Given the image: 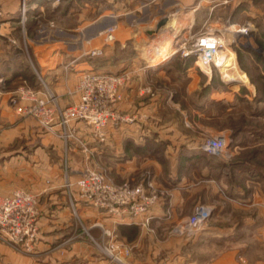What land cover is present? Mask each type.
Here are the masks:
<instances>
[{"label": "rangeland", "instance_id": "rangeland-1", "mask_svg": "<svg viewBox=\"0 0 264 264\" xmlns=\"http://www.w3.org/2000/svg\"><path fill=\"white\" fill-rule=\"evenodd\" d=\"M181 1L187 7L186 11L190 13L181 14L180 20L192 18L193 23L189 31L186 32V28L181 27L172 39L169 38L170 41L163 42L160 48H163V53L166 54L163 57L165 63L158 71L151 70L146 64L151 58L147 55H153L154 52L152 46H146L144 40L137 42L131 38L126 40L122 47L117 40L119 30L122 32V38L130 36L128 32L124 33L126 30L122 26L119 30L116 29L115 24L107 26L114 28L113 37L110 41H105L103 34L102 44L97 46L102 50L100 55L94 56L97 65L101 66L103 61L108 60V68L112 70L109 73L128 72L125 81L118 88L119 100L115 108L116 112L130 120L117 122L116 125L111 123L108 126L107 140L122 127L126 126V130L130 131L129 128L132 126L137 130V135L134 139L131 137L132 134H127L126 142L123 143L127 158L136 155L137 159L152 157L153 160L152 165L136 162L137 170L125 181L136 182L148 175L152 177L158 189L167 192V195L169 190L165 183L170 178L168 175L179 172L182 176L183 173L181 165L177 167L171 159L181 162L182 153L190 150L194 157L200 156L201 160L208 163L227 162V165L223 166L226 173L221 172L222 166L219 167V172L214 167L208 170L210 178L214 180L213 188L216 194L226 197L230 195V184L233 182L243 190L244 178L252 179L255 186L264 190V180H262L264 179V0ZM162 2L163 0H0V70L2 67L5 68L7 60L10 59L8 55L15 52L21 53L19 58H14V61L22 68L10 74L8 80L0 77V113L6 112L7 109L15 112L14 120L6 117L7 115L0 116V180L9 174V180L15 184V187L24 188L19 190L32 193L36 198L35 205L38 212L37 235L30 247L25 248L0 237L1 244L8 246L15 253L23 257L29 256L37 263L54 264L53 260L59 259L55 248L45 252L41 242L46 237L45 231L57 228L55 221H52L57 214H53L52 211L60 205L67 207L69 214L63 217V222L68 225L63 235L58 233L60 235L57 238L61 240L58 244L69 250L71 242H78L74 250L78 252L80 261L86 258L82 255H89L92 250L98 256L107 259H112V254L117 255L120 261L122 255L118 241L135 239L134 233L125 235L117 229L102 225L99 221L94 222L98 230L93 232L91 218L89 220L86 213H82L80 208L77 209V203L87 204V202L83 200L79 188L75 185L78 177L74 180L75 174L71 173V168L83 167L81 168L83 170L87 165H92L87 164L89 150L82 148L79 142L81 138L77 135L78 140L72 137L65 142L59 135L43 130L34 118L17 113L11 98L23 86L40 93L52 94L58 105L62 107L75 101L72 98L76 94L67 92L72 100L59 102L52 89L47 88L41 80L45 74L41 73L39 64L41 61H38L40 52H35V45L56 43L62 36L65 48L71 47L73 43L78 45L80 41L71 43L67 38L70 36L68 31L61 36L51 33L48 29L58 25H62L64 29H77L86 21L109 9V4L113 6L117 4L116 7H122L124 11H133L138 16H142L141 7L148 4L149 8L154 10L153 6ZM16 7L20 13L17 17L14 15L13 17L9 12ZM21 9H25V18H22ZM123 18L120 17L119 20ZM238 27H246V31L238 32L242 30ZM79 32L82 33L83 30L80 29ZM206 34L220 37L224 42V46L220 48L227 49L224 69L212 61L207 64V61H202L195 52L183 55V48H179L183 44L189 46L195 43L199 36ZM148 47L147 53L145 50ZM136 48L142 49L143 55L138 54ZM88 57L90 56L83 55L74 60L75 57L63 56L59 67L61 72L53 71L52 79L58 76V79H70L69 67H73L77 61L80 62V59ZM11 60L13 59L8 61ZM134 60L137 67L131 68ZM124 67H130L132 71H125L122 69ZM224 72L231 76L228 81ZM131 82L136 84L132 104L127 109H120L118 105L123 98V88ZM3 100L6 105L5 102L1 104ZM154 131L160 132L159 135ZM219 134L227 137L228 142L224 152L214 155L205 151L202 146L206 137ZM53 135L59 137L62 141L61 145L57 139L51 137ZM82 143L86 146L84 141ZM63 148L67 151L64 152ZM182 148L185 150L181 151ZM231 151H233L232 157H230ZM99 163V168L105 169L104 167L107 166L104 161ZM184 171L186 173L189 171L190 174L187 183L197 180L196 167ZM220 175L227 177V184L219 181L217 176ZM55 176L65 180L63 185H58L56 198L49 189L52 187L51 179ZM236 176L237 178H234ZM66 181L71 182L70 185L66 186L68 183ZM245 190L243 194L240 193L242 197L246 195ZM67 193L70 194L71 199L68 198ZM166 195H162L157 201L164 200ZM241 195L239 202L244 203ZM187 205L185 208L181 206L178 208L179 215L171 220L166 235H175L171 230L178 218L191 215L196 206L203 204L196 203L195 206L189 202ZM165 214V218L170 219L172 210L166 209ZM166 235L164 234V237ZM50 238L57 239L54 233L49 236ZM105 242L114 246L112 252L108 253L102 248L107 244Z\"/></svg>", "mask_w": 264, "mask_h": 264}, {"label": "crops", "instance_id": "crops-1", "mask_svg": "<svg viewBox=\"0 0 264 264\" xmlns=\"http://www.w3.org/2000/svg\"><path fill=\"white\" fill-rule=\"evenodd\" d=\"M120 5H122V3ZM109 6V9L104 10L96 17L94 16L93 19L86 21V23H83L77 29H64L61 27L62 25L48 29L51 33L54 32L61 36L67 31L68 33L70 32V36L67 38L71 40V43L73 41H80L78 45L73 43L71 47L65 48L63 44L64 39H62L63 36L61 40L56 43L48 45L47 43H39L35 45V52L37 51L42 54L40 55V53H38V61H41L39 62L41 65L40 70L41 73L45 74V77H41V80H43L47 88L52 89L59 102L65 103L77 98L76 94L74 98L71 99L69 97L70 95L67 94V89H73L82 71H112L108 68V60L103 61V65L99 66L94 57H88L80 59V62L77 61L73 67H69L70 79L68 80H63V78L58 79L59 76L52 79L51 74L53 71L58 73L61 72V68L59 67L63 56L78 57L81 48L89 49L100 46L102 44L103 30L107 28V26L115 24L117 30L122 26L126 30L124 33L126 34V32H128L130 36L122 38V32L119 30L117 40L121 43L122 47L125 44L124 42L131 38L137 42L144 40L146 46H152L153 49H150H152L154 53L152 52L153 55H147L151 58L149 61H146V64L151 70L158 71L159 67L165 63L163 57L166 56V54L163 53L164 49L160 48L163 46V42L165 40L170 41L169 38L172 39L175 32L181 29V27H183V29L186 28V32L189 31V27L193 23L192 18L180 20L179 16L181 14L185 13L187 15L190 13V11H186L187 7L182 4L181 0H163L162 3L153 6L154 10H151L147 4V6L141 7L143 12L142 16L140 15L141 17L133 11H124L122 7H116L117 4L115 6L109 4ZM19 13L20 10H18L17 7L9 12L11 16L14 15L16 17ZM152 14L155 15L153 16ZM164 16L168 18L167 22L157 31L148 33V31L153 30L156 22ZM120 17H124L123 20H119ZM80 29L83 30L82 33L79 32ZM143 34L146 35V38H144L145 35L143 36ZM137 50L138 54L140 53L143 55L142 53L144 52L142 49ZM148 50L149 47L146 48L145 52L147 51L148 53ZM20 55V52L8 55V57L13 60H7L5 68L2 67V70H0V77L8 80L10 79V74L12 75L22 69L18 62L14 61V58H19ZM136 65L134 60V63H132L130 67H137ZM130 67H124L122 69L125 71H132ZM135 88L136 84L132 82L123 88V98L118 108H122L123 110L129 108L133 101ZM4 102L3 100L1 104ZM4 104L6 105V102ZM7 110L6 112L0 113V116L7 115L6 117L14 120L15 112L13 113L12 110H8L7 112ZM16 115L20 118L17 113ZM74 125L76 127V135L86 143L87 150L90 152V154H87V164H92L93 166L98 165L97 167H99V162L101 161V163H103L104 161L107 165H105L106 167L104 168L106 170H104L116 183L126 182L125 179L135 173V170L138 168L136 162L150 163L151 165L153 163L152 157L137 159L136 155H133L127 158L126 147L123 143L126 142L127 134H132L131 137L134 139L137 135V130L132 126L129 128L130 131L126 130L127 127L124 126L117 132H114L112 138L100 142L92 137V128L85 123L77 122ZM154 133L158 134L160 132L154 131ZM51 137L55 140L57 139L61 145L62 141L59 137L55 135ZM184 150L185 149L182 148L181 151ZM63 151L65 152L67 150L63 148ZM182 155L181 162L171 159L172 163L175 162L177 167L181 165V170L183 172L182 176L179 172H173L168 175L170 178L167 180V183H165L169 190L168 194L164 200L153 204L144 214L129 215L128 213H124L111 215L105 210L88 203H77V209L80 208L79 210L82 213H86L89 220L91 218L93 232L98 230V227L95 228L94 222L99 221L102 225L117 229L118 232H122L125 235L128 233L135 234V239L133 241H118L120 245V255H122L120 261L112 262V259L98 256L93 250L89 255H82L83 257L86 256V258L80 261L78 252L74 250L78 242H71L69 250H66L63 245L58 244L61 240L57 237L60 234H64V229L68 225L63 222V217L69 214L67 207H61L60 205V207L52 211L53 214H57L54 216L55 219L52 220L55 221V226H57V228H50L45 231L44 234L46 237L42 239L41 242L44 245L42 247H44L45 252L50 249L52 250V248L57 250L56 252L58 253L56 255L59 256V259L56 258L51 262L54 264H80V262L82 264H264V190L259 186H255L252 179L244 178L242 179L244 186L243 190L233 182L230 184V195L228 194L226 197L216 194L215 188H213L214 180L210 178L208 170L214 167L218 169L219 172V167L222 166L221 172H223V166L227 165V162L208 163L201 160V158H199L200 156L194 157L190 150L183 152ZM232 156L233 151L230 152V157ZM232 165L236 166L237 163H232ZM191 167L197 168L198 172L196 174H198V178L194 182L187 183V180H190V174H188L189 171L186 173L184 170H189ZM81 168H71V173L75 174L73 177L74 180L79 177L82 171ZM174 169H176V166ZM8 175L9 174L0 180V196L8 195L16 189H24L15 187V184L9 180ZM217 178L220 179L219 181L221 183L227 184V177L224 175L217 176ZM234 178H237V176ZM51 181L53 188L50 187L49 189L52 192V196L55 197L58 195L56 194L59 189L58 185H63L65 180H62V177L55 176ZM244 190L246 195L242 197L241 194L244 193ZM66 195L71 199L69 193ZM240 195L244 203L239 202ZM189 202L191 205L193 204L195 206L196 203L203 204L211 210L202 231L188 237L166 235L167 230H169L171 226V220L179 215L177 212L178 208L180 206L185 208V206H188L187 204ZM168 208L172 210V217L170 219L165 218V210ZM146 219L148 222H145L147 221ZM58 223L59 225H57ZM52 233H54L57 239H49ZM164 234L166 237H164ZM45 255L47 254L45 253ZM45 259L47 260L49 258ZM33 261L34 260L29 258V256L23 257L0 242V264H46V262L37 263Z\"/></svg>", "mask_w": 264, "mask_h": 264}, {"label": "built area", "instance_id": "built-area-1", "mask_svg": "<svg viewBox=\"0 0 264 264\" xmlns=\"http://www.w3.org/2000/svg\"><path fill=\"white\" fill-rule=\"evenodd\" d=\"M243 32L246 27H238ZM113 27L103 30L105 41L113 37ZM220 37L209 35L199 36L195 43L183 48V55L197 53L203 61V55L215 51V47L223 45ZM102 53L101 48L94 47L82 49L79 57L83 55L94 57ZM208 64V62H207ZM128 72L111 74L101 71H82L73 89H67L69 94H77L78 98L65 107L59 106L52 94L40 93L29 87H21L11 100L17 113L34 118L38 125L48 132H53L67 139L75 138V123L83 122L92 128V137L104 142L109 136L108 126L117 122L130 120L116 112L119 100V86L125 81ZM83 149L87 147L79 140ZM227 137L224 134L208 136L204 140L203 149L212 154L224 152L227 145ZM68 182V181H66ZM71 182L66 183V186ZM75 185L80 190V195L88 204L101 208L111 215L128 213L139 215L146 213L150 207L158 202L162 195H166L162 189H158L152 181V177L136 182H114L107 172L93 165H87ZM35 196L24 190H15L7 196L0 197V237L13 243L30 247L37 235V209ZM210 208L204 205L196 206L193 213L178 218L172 228V232L179 236H193L205 226ZM99 225V224H98ZM100 226V225H99ZM102 247V246H101ZM108 253L114 250V246L106 244L102 247ZM112 254V253H111ZM112 259L119 261L117 255L112 254Z\"/></svg>", "mask_w": 264, "mask_h": 264}, {"label": "bare ground", "instance_id": "bare-ground-1", "mask_svg": "<svg viewBox=\"0 0 264 264\" xmlns=\"http://www.w3.org/2000/svg\"><path fill=\"white\" fill-rule=\"evenodd\" d=\"M21 10H22L21 11L22 18H25V15H24L25 14V9H21ZM238 32H243V31L241 30V31H238ZM222 46H224V44ZM226 50L227 49H220L218 47H215V51L214 52H210L208 55H203L204 60H206L208 63H209V61H212L215 65L217 63L220 68L224 69V63H225L226 58H227V51ZM214 57H215V60H214ZM223 69H222V71H223ZM224 76L226 77L227 81L231 78L230 74H228L226 72H224Z\"/></svg>", "mask_w": 264, "mask_h": 264}, {"label": "water", "instance_id": "water-1", "mask_svg": "<svg viewBox=\"0 0 264 264\" xmlns=\"http://www.w3.org/2000/svg\"><path fill=\"white\" fill-rule=\"evenodd\" d=\"M167 20H168V18H167L166 16L160 18V19L156 22V24H155L153 30L148 31V33H152V32L157 31L160 27H162V26L167 22Z\"/></svg>", "mask_w": 264, "mask_h": 264}]
</instances>
